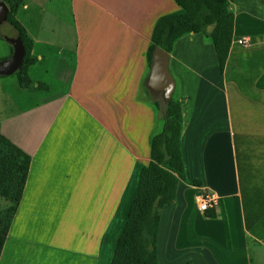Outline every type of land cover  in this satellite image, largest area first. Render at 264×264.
Instances as JSON below:
<instances>
[{
  "label": "crops",
  "instance_id": "obj_1",
  "mask_svg": "<svg viewBox=\"0 0 264 264\" xmlns=\"http://www.w3.org/2000/svg\"><path fill=\"white\" fill-rule=\"evenodd\" d=\"M165 3V14L183 9L174 0H25L18 10L33 40V85L21 91L28 106L10 96L16 109L0 118V128L31 156V167L0 264H112L156 126L164 125L147 82V50ZM62 27L73 38L58 36ZM182 40L189 58L174 53ZM58 44L68 51L56 52ZM202 47L213 63L200 68L208 55ZM173 60L184 76L172 72ZM170 71L183 112L186 176L202 184L193 189L180 180L175 204L164 207L159 264H264V6L259 17L236 4L223 72L203 33L175 43ZM27 114L41 125L23 124ZM187 191L216 195V215L205 217L193 201L212 226L211 240L182 251L176 237Z\"/></svg>",
  "mask_w": 264,
  "mask_h": 264
},
{
  "label": "trees",
  "instance_id": "obj_2",
  "mask_svg": "<svg viewBox=\"0 0 264 264\" xmlns=\"http://www.w3.org/2000/svg\"><path fill=\"white\" fill-rule=\"evenodd\" d=\"M4 1L10 7L8 22L16 29V38H20L26 48L25 62L15 74L20 85L27 88L33 85L29 66L35 62V57L32 55L33 40L17 18V12L25 0ZM174 1L184 11L165 14L155 24L151 45L147 50L149 65L152 67L157 47L171 53L175 43L182 37L203 33L212 41L219 68L223 72L234 36L235 10L231 7L234 0ZM236 4L241 7L245 3ZM247 5L249 12L262 17L264 0H252ZM152 92L150 95L163 114L164 125L161 132L152 138L151 161L142 169L138 194L131 205L112 264H159L158 235L164 207L175 204L180 180L201 184L199 179L189 181L186 176L181 143L183 112L180 101L173 96L164 104ZM30 167L31 156L3 134L0 128V199L7 205L0 208V255L22 199ZM206 213L208 217L216 215L212 207ZM183 264L198 263L190 258Z\"/></svg>",
  "mask_w": 264,
  "mask_h": 264
},
{
  "label": "rangeland",
  "instance_id": "obj_3",
  "mask_svg": "<svg viewBox=\"0 0 264 264\" xmlns=\"http://www.w3.org/2000/svg\"><path fill=\"white\" fill-rule=\"evenodd\" d=\"M173 1V0H172ZM249 1L251 2L252 0H234L231 3V7L232 10H236V3L238 2L240 5L244 2L245 4H242V8H245L248 6L247 3L249 4ZM169 6L167 3L163 4V14L171 12L168 11ZM184 10L181 9V12H183ZM56 32H58V36L63 35L66 36L67 38L71 39L73 38V36L75 35V31H73V29L71 28H56L55 29ZM101 31L102 33L104 32V36L108 35L109 29L107 28H103L101 27V29H98V31ZM113 33V32H112ZM0 34L3 36L2 38H0V60L1 59H6L8 57H10L11 53V43H10V39L11 38H16L17 32L16 29L8 22H3L0 25ZM86 29H83V35H86ZM114 36V35H113ZM201 37V36H200ZM185 41L186 40H182L180 41L176 47H175V54H179L181 56H183L184 58H189L188 54L191 53V50H187V46H185ZM56 52H59L60 50L62 51H68V46H65L64 44H58L56 46ZM210 51L207 47H202V49L200 50L201 53H206L208 54L204 59H202L199 64L198 67H203V66H210L212 65L211 63H213V61H211V55H210ZM33 55V54H32ZM171 69L172 72L177 74H181V76L185 75V72L183 71L181 73V66L176 62V60H173L171 62ZM22 86L20 85V82L18 80V77L16 74H12L9 76H0V118L9 114L11 112V109H16V107L14 106V102L11 100V97H13V99L16 101H18L22 107L20 106V108H23L24 106H28V104L30 103V100L28 99H24L22 97ZM146 89H147V85H144L143 87V91L142 93H146ZM153 96L155 98L160 99V101L164 104H166V100L164 98V93L161 91H154L152 92ZM93 95L95 94L94 92L92 93ZM21 98V100H19V96ZM149 95V94H148ZM179 95V92L177 91L175 93V98ZM11 96V97H10ZM150 96V95H149ZM141 101V100H140ZM143 102V101H142ZM33 103V102H32ZM154 103V100H153ZM33 107V105H31ZM18 108V107H17ZM18 109L17 111H20L22 109ZM28 110V108L26 109ZM140 110V109H137ZM38 118L37 117H33L31 116V114H27L22 118V123L23 124H35L36 126H40V123H35L36 120ZM130 123H125L124 126L127 128L128 130V126ZM130 126H132V123L130 124ZM146 124L144 123H139L138 124V128L139 129H144L146 128ZM154 127V126H153ZM163 125H161V123L156 126L155 129V133H159L162 130ZM29 127H26V130H28ZM23 136V135H21ZM145 146V143H144ZM145 149H147V146H145ZM192 181V180H189ZM190 186L189 187H193V189H199L201 187V184H193L192 182H187ZM200 193H196V198L193 195V192L191 191H187L185 192V196L184 198L185 201L188 202L189 206H184V213L182 214V219L180 220V229L179 232L177 234V247L179 250L182 251H186L188 249H195L198 248L200 246H203L202 244H207L209 243V241L211 240V238H209L210 236V232L212 230V226H210L209 221L205 220L201 215H198V213H196V209H194V202L196 201V203H198L199 205L201 204L203 195H199ZM213 197V196H212ZM216 195L213 197L216 200ZM194 201V202H193ZM48 203V202H47ZM197 204V205H198ZM7 205L6 203L0 199V208H5ZM47 206H49V204H47ZM42 212H40L39 218L36 221L37 223H39L40 221L44 220L46 218V214H44V209L41 210ZM27 212L23 211V218H26ZM25 214V215H24ZM205 217L207 216V213H203ZM94 219V218H93ZM85 228V227H84ZM84 228L82 227L81 230L84 231ZM125 228V225H124ZM123 228V230H124ZM122 230V232H123ZM122 232L120 234V236L122 235ZM120 238V237H119ZM160 257V255H159ZM190 258V257H189Z\"/></svg>",
  "mask_w": 264,
  "mask_h": 264
},
{
  "label": "water",
  "instance_id": "obj_4",
  "mask_svg": "<svg viewBox=\"0 0 264 264\" xmlns=\"http://www.w3.org/2000/svg\"><path fill=\"white\" fill-rule=\"evenodd\" d=\"M10 7L0 0V25L8 21ZM13 53L9 58L0 60V76H9L20 70L25 62L26 48L20 38H11ZM171 53L161 47H157L154 52L153 64L148 77V85L154 91L164 93V98L169 101L174 94L176 81L170 71Z\"/></svg>",
  "mask_w": 264,
  "mask_h": 264
},
{
  "label": "built area",
  "instance_id": "obj_5",
  "mask_svg": "<svg viewBox=\"0 0 264 264\" xmlns=\"http://www.w3.org/2000/svg\"><path fill=\"white\" fill-rule=\"evenodd\" d=\"M216 204L215 198L204 196L202 198L201 204L199 205L200 210L207 211Z\"/></svg>",
  "mask_w": 264,
  "mask_h": 264
},
{
  "label": "clouds",
  "instance_id": "obj_6",
  "mask_svg": "<svg viewBox=\"0 0 264 264\" xmlns=\"http://www.w3.org/2000/svg\"><path fill=\"white\" fill-rule=\"evenodd\" d=\"M11 56V55H10ZM9 58V57H8Z\"/></svg>",
  "mask_w": 264,
  "mask_h": 264
}]
</instances>
